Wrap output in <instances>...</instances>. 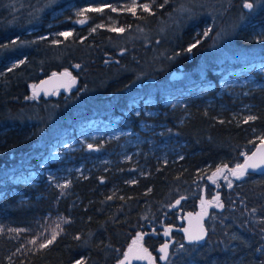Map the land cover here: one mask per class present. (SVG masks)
Listing matches in <instances>:
<instances>
[{
    "label": "trees",
    "instance_id": "trees-1",
    "mask_svg": "<svg viewBox=\"0 0 264 264\" xmlns=\"http://www.w3.org/2000/svg\"><path fill=\"white\" fill-rule=\"evenodd\" d=\"M213 1L155 0L150 12L138 6L133 15L127 10L132 0H0V63L11 64L0 75V264H116L134 237L159 259L161 224L179 225L178 208H198L202 192L211 202L206 235L190 243L172 231V263L264 264V172L246 170L237 179L228 171L264 137V85L234 96L218 84L230 66L264 60V36L256 29L264 28V0L246 13L242 0H216L220 11L212 19ZM72 4L103 11L86 9L79 15L83 25L70 19L49 25L54 10L63 8L58 18L68 17L64 6ZM110 19L116 20L113 26H107ZM204 19L213 23L206 36ZM72 26L67 37L51 36ZM217 28L228 40L221 59L206 50ZM64 67L78 75L77 92L27 100L28 83ZM174 70L200 84L214 82L202 96H188L183 107L159 106L155 120L179 144L175 154L165 160L148 155L144 172H132L127 162L90 169L72 177L65 192L10 182L35 162L56 128L69 129L79 114L118 112L131 88L165 82ZM218 167L223 177L216 180ZM55 212L60 219L52 230L58 235L48 247H39L40 237L32 244L25 233H14L33 228L42 234L39 226L51 223L44 221L46 214Z\"/></svg>",
    "mask_w": 264,
    "mask_h": 264
},
{
    "label": "rangeland",
    "instance_id": "rangeland-1",
    "mask_svg": "<svg viewBox=\"0 0 264 264\" xmlns=\"http://www.w3.org/2000/svg\"><path fill=\"white\" fill-rule=\"evenodd\" d=\"M246 1L253 4L252 9L262 2V0H242V7ZM152 2L153 0H135V7L143 4L150 6ZM131 6H133V0ZM211 6L213 7L212 11H214L211 18H217L220 4L214 0ZM64 7L69 9L71 15L59 19L58 16L63 8H57L49 16V25L65 19H70L73 25H83L85 23H80L83 20L81 17L79 18L78 13H84L86 9L90 8H99L97 5L76 6L73 4ZM252 9H244V12H249ZM115 23L116 20L110 19L107 22V26H113ZM202 24H204L205 32L213 26L212 22H208L206 25L205 19L202 20ZM99 25L100 23H97L94 27ZM73 27L62 31L53 30L51 36L56 39L61 37L59 34L62 32L71 33L74 29ZM218 28L220 27L218 26ZM218 28L211 40L208 41L206 50L208 57L213 58L215 54L216 58L221 59L225 55V45L228 44V40L225 38L226 36L224 37L225 31ZM256 29L260 35L264 36V28L258 27ZM8 65H11L10 62H6V64L0 63V75ZM195 66L197 70L201 69L200 64L197 63ZM188 75L187 72L183 74L181 71L179 76L173 80L167 78L165 82H158L157 84H148L147 82L138 84L137 88H131L125 94L123 99V102H125L124 106L120 107L121 110L118 112L98 110L81 116L79 114L78 117L80 118L69 129L56 128L53 133L54 137L37 153L35 162L26 164L20 172L11 176L10 182H20L36 188L41 187L44 190L55 188L65 192L69 190L72 177L84 175L90 169L104 168L107 165L116 166L119 162H127L131 166L132 172L136 169V172H144L146 166L143 163V159L148 155L156 159L165 160L170 154H175L178 151L179 144H175L176 140L171 141L166 138L161 133L163 131V123L155 120L159 106L183 107L188 96H202L214 86V82L200 84L197 80L187 78ZM218 84L219 91L225 90L226 92H231L234 96H238L240 92L250 87L264 85V60L230 66L218 76ZM33 85V82L28 83V101L39 100V97H36L31 92ZM183 85H185V89L178 90ZM76 89L77 85L75 84L68 93L71 91L77 92ZM156 92L157 94H153ZM59 94V92L55 91L51 96L56 98ZM80 110L82 112L83 107ZM236 114L243 115V111L239 110ZM89 145H92L91 149L88 147ZM218 168L214 169V173L217 172ZM217 174L216 180L223 177V171ZM131 178H134V173H131ZM0 183L2 185L4 182L0 181ZM61 185H67V187H59ZM20 198L26 199V196ZM199 203H202V200ZM183 213H181L182 215L180 214L181 221ZM59 216V212L47 213L44 221L52 224L40 225L39 228L42 234L38 236H36L37 232L33 231L35 230L33 228L28 230L20 228L14 233L20 236L23 232L25 234L22 235L28 237L30 241L39 240L40 237V242L38 243L40 245L50 238V234L53 232L52 225L57 223L60 219ZM171 238L168 244V259L162 264H173L170 260V249L173 244ZM134 241L141 242L138 237H134Z\"/></svg>",
    "mask_w": 264,
    "mask_h": 264
},
{
    "label": "water",
    "instance_id": "water-1",
    "mask_svg": "<svg viewBox=\"0 0 264 264\" xmlns=\"http://www.w3.org/2000/svg\"><path fill=\"white\" fill-rule=\"evenodd\" d=\"M247 3H251L249 1H246ZM244 5V4H243ZM244 8V7H243ZM245 10H249L244 8ZM65 73H68L70 75H65ZM179 71L174 70L170 73L169 78L171 80L176 79L179 76ZM78 75L69 68H61L59 70L52 71L45 76L38 79L31 89V92L36 96L39 97L41 95H51L55 91H63L68 92L71 87H73L77 81H78ZM260 148V151H257V149ZM256 152V155L253 156L252 153ZM251 157V159H249ZM246 164H256L258 167L255 169L253 168H247L248 171L253 172H264V148L261 147L260 142L243 158L241 165ZM217 174V172H215ZM182 197H178L175 202L172 204V207L175 208L179 204L176 203L177 200L181 201ZM201 200L202 203L200 207L202 206L203 209L196 210L194 212L188 210L183 213L182 222L181 225H175V224H167L163 223L161 224L162 230L159 231L163 242L160 244V247L158 248L159 253V261L161 263H164L166 260L160 259V257L163 255V253L160 252V249L164 244H169V240L172 236V231H177L182 234L185 241H188L187 239V232L185 229H187L189 232H197L201 227L204 228L206 232V227L204 224V220L206 219L208 213H209V207L211 206V202L207 201L204 197V192L201 193ZM181 211V210H180ZM164 217H162V220ZM168 232V235H165V232ZM137 234L140 235L141 232L137 231ZM158 233H154V236H156ZM201 241V240H200ZM131 248V251L129 249ZM144 249H147L144 243L142 242H132L127 249L124 251L122 257L117 261L116 264H119V261L123 260L124 264H132L133 262L139 263V264H155V258L151 254V252L147 249L145 252ZM127 253V259H125V254ZM168 253V249H167Z\"/></svg>",
    "mask_w": 264,
    "mask_h": 264
},
{
    "label": "snow or ice",
    "instance_id": "snow-or-ice-1",
    "mask_svg": "<svg viewBox=\"0 0 264 264\" xmlns=\"http://www.w3.org/2000/svg\"><path fill=\"white\" fill-rule=\"evenodd\" d=\"M153 2H154V0H153ZM165 2H167V0H165ZM140 7H141V9L143 11L150 12V6L148 4L140 5ZM160 7H163V5H160ZM243 7L246 8V9H252L253 4L252 3L245 2L244 5H243ZM127 10L128 11H131L133 13V15H135V0H133V7L129 8ZM95 11H103V9H95ZM112 11H116V9L113 8ZM80 14H82V13H78V15H80ZM83 22L84 21H80V23H83ZM111 30L112 31H118V32H124L125 31L124 28H119V29H115L114 28V29H111ZM140 30L142 31V29H140ZM93 31H95V29H93ZM209 31H210V29H209ZM207 34H208V32L206 31L204 33V35L206 36ZM59 35L67 37V36L71 35V33L62 32ZM13 43H15V41ZM197 43H199V41ZM195 46H196L195 44L192 45L191 47H189L187 49V51L191 52L192 48L195 47ZM21 63H23V61H21ZM76 67H79V65H76ZM65 75H70V74L65 73ZM254 119H255V117H252V116H250V117L247 118V120H254ZM245 122H247V121H245ZM259 139H260L261 147L264 148V137H260ZM88 147L91 149L92 148V145H89ZM260 150H261L260 148L257 149V151H260ZM242 155H244V154L242 153ZM252 155L255 156L256 155V152H253ZM249 159H251V157H249ZM224 167H227V166L225 165ZM256 167H258V165H256V164L237 165L235 169H228V171L231 172L232 175L235 176L237 179H240L245 174V171L247 170V168H253V169H255ZM222 171H223V169H221V168H218L217 169V173H220ZM213 175H216V173H214ZM59 187H67V185H61ZM228 187H232L231 181L228 182ZM216 199L218 200L219 197L217 196ZM176 203L179 204L180 201L177 200ZM218 206L219 207H222V205H218ZM253 211H255V209H253ZM57 228H59V225H57ZM185 231L187 232V239H188V241L190 243L199 242L200 240H203L204 237H205V235H206V232H205V230H204L203 227H201L199 229V231H197L195 233L189 232L187 229H185ZM57 235H58V232H56L54 230L52 232V234H51V237L48 238L45 243H41L39 245V247L40 248H46V247H48V245H50V244L53 243V241L56 239ZM165 235H168V232L167 231L165 232ZM30 243L35 244L36 241L35 240H32V241H30ZM134 243H135V241H134ZM180 248L183 249L184 248V245L181 244L180 245ZM167 249H168V244L166 243L160 249V252L163 253V255L160 257V259H162V260H167L168 259ZM129 251H131V248L129 249ZM144 251L146 252L147 249H144ZM125 259H127V253L125 254ZM78 264H79V262H78ZM119 264H124V261L123 260L119 261Z\"/></svg>",
    "mask_w": 264,
    "mask_h": 264
},
{
    "label": "flooded vegetation",
    "instance_id": "flooded-vegetation-1",
    "mask_svg": "<svg viewBox=\"0 0 264 264\" xmlns=\"http://www.w3.org/2000/svg\"><path fill=\"white\" fill-rule=\"evenodd\" d=\"M180 204V203H179ZM179 206V205H178ZM178 206L177 207H175V208H178ZM198 208H196V209H194V210H192V212H194V211H196V210H200V209H203V207L201 206L200 207V204L197 206ZM181 209L180 208H178V212L181 214L182 213V210L180 211ZM191 211V210H190ZM186 212V211H185ZM182 215V214H181ZM181 224H183V222L181 221V223L179 224V225H181ZM160 231V230H159ZM152 254V253H151ZM159 255V254H158ZM153 257H154V255H153ZM155 258V264H159V263H161L160 261H159V259H157L156 257H154ZM132 264H139V263H136V262H133Z\"/></svg>",
    "mask_w": 264,
    "mask_h": 264
}]
</instances>
